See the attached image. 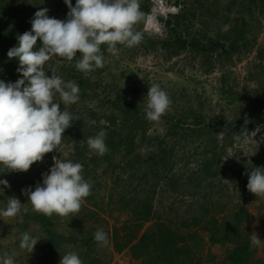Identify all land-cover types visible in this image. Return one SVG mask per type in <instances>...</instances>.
<instances>
[{
  "label": "rangeland",
  "instance_id": "1",
  "mask_svg": "<svg viewBox=\"0 0 264 264\" xmlns=\"http://www.w3.org/2000/svg\"><path fill=\"white\" fill-rule=\"evenodd\" d=\"M155 6L156 22L151 20ZM42 8L61 20L69 11L64 0H0V79L5 82L20 76L7 51ZM140 10L145 16L134 30L143 33L142 41L111 51L101 45L104 67L82 73L75 67L79 57L58 56L44 65L46 72L55 69L76 82L79 100L65 106L58 94L54 97L74 117L56 150L27 171L0 165V179L8 181L7 187L0 185V208L16 197L29 209L0 217V256L14 253L15 264H59L69 251L83 264H264V240L250 243L254 235L264 239V195L246 187L248 173L264 167V159H255L264 126L235 139L245 124L259 115L264 119V0H140ZM215 41L229 52L204 48ZM153 84L171 100L157 121L144 114ZM215 115L233 122L234 130L225 126L191 135L194 123ZM178 120L183 125H176ZM105 125L112 136L105 138L108 151L98 155L87 138L105 131ZM226 136L228 146L215 157L207 142ZM53 157L82 163L91 184L79 211L67 216L32 211L22 191L42 183ZM206 159L213 164L201 172ZM38 216L48 218L46 226ZM98 229L108 234L106 244L94 240ZM24 232L40 239L32 252L19 246Z\"/></svg>",
  "mask_w": 264,
  "mask_h": 264
},
{
  "label": "clouds",
  "instance_id": "2",
  "mask_svg": "<svg viewBox=\"0 0 264 264\" xmlns=\"http://www.w3.org/2000/svg\"><path fill=\"white\" fill-rule=\"evenodd\" d=\"M64 3L69 8L66 19L50 17L47 8L36 11L30 21L31 29L18 35V43L7 51L10 59H18L20 74L14 82L0 79V165L10 171H27L46 153L56 150L74 119L66 108L61 110L54 97L58 94L65 106L74 104L79 100V85L63 79L55 69L46 72V62L54 56L67 61L79 57L75 67L87 73L104 67L101 45L111 51L117 45L132 47L143 39V33L134 30L145 16L140 0H75L74 6L72 0ZM146 95L145 118L157 121L169 108L170 97L158 84L148 87ZM242 136V132L237 133L235 139L240 141ZM105 138L104 130L88 137L89 149L105 154ZM53 160L48 172L42 173V183L34 190L29 186L22 191L27 194L32 211L67 216L79 211L84 198L90 195L91 184L82 175V163L56 157ZM0 185L7 187L8 181L0 179ZM246 187L256 196L264 195V167H255L248 173ZM28 211L18 198L8 197L6 206L0 208V217H16ZM93 238L102 244L108 242V234L102 229ZM39 240L24 232L19 246L32 252ZM262 240L254 235L250 243L258 246ZM0 264H15L14 253H3ZM59 264L83 262L77 252L69 251L61 256Z\"/></svg>",
  "mask_w": 264,
  "mask_h": 264
},
{
  "label": "trees",
  "instance_id": "3",
  "mask_svg": "<svg viewBox=\"0 0 264 264\" xmlns=\"http://www.w3.org/2000/svg\"><path fill=\"white\" fill-rule=\"evenodd\" d=\"M178 42L180 44H186L187 43L186 40L183 41L182 39H180ZM235 42L236 41L233 38L232 43H231V46L234 45ZM189 44L191 46H193V47H195L197 45L200 46L199 43L196 44L195 42H192V43H189ZM204 48H207L209 50H214V49L217 50V49H221L222 47H221L220 42L215 41V42L210 43V45H208V46H206ZM221 50L224 53H228L229 52V50H227V49H221ZM0 61H1V59H0ZM14 62H15L14 65H16L18 63L16 58H15V61ZM79 115H80V113L78 111L74 114V116H76V117L79 116ZM262 115H264V110L262 112ZM220 117H221L220 115H215V117L213 119H211V120H202V121H200L198 123H194V125H192L191 128H189V131H191V135H193V134H201L203 132L208 134V132L210 130H212L214 133L215 132H219V131L223 130V127H225V126H228L229 127L228 128V130H229L228 132H231V130H234L233 122H231L230 124H227L226 120H221ZM257 118H259V119L256 120V121H252L251 123L249 122V123L245 124V126L243 128V130H244L243 134H248L250 129L256 128L257 126H262V127L264 126V119H261V116L260 115L257 116ZM127 122L128 121H125L123 124H121L120 125L121 126L120 129H124L125 126L127 125ZM182 122H183L182 120H178L177 123H176V125H179V126L180 125H183ZM104 128H106L105 133H106V136H107V139H108L110 136H112V133L109 132L111 130L109 129V126L108 125H105ZM236 128H238V127H235V129ZM227 134L230 135V133H227ZM228 138L229 137L226 136L223 139V141H220L218 138H215L214 139V137H211L210 138L211 140H209L207 142L206 148H208L212 152H215L216 153V156L215 157H217V154L219 156L220 153H217L216 151L219 148L226 149V147L228 146V143H229L228 140H230ZM256 150H257V155H255V157H256L255 159L261 162L264 159V141L262 142L261 145H259V147ZM207 157H208L207 155H204V158H207ZM239 159L240 160L238 162H240L241 165L242 164L249 165L245 161L241 162L243 159H241V158H239ZM256 160H255V162H256ZM213 161L214 162H217L218 161V163H220V158H214ZM211 164H213V163L209 162V160L206 159L204 163H201V165H200L201 166L200 167V171L202 172L206 168L208 169L211 166ZM196 174H198V171H194L192 173V175H196ZM38 217H39L41 223L46 226V224L48 223V220H47L48 218H43L42 216H38ZM54 224L55 223H52V222L50 223L51 226L54 225Z\"/></svg>",
  "mask_w": 264,
  "mask_h": 264
},
{
  "label": "bare ground",
  "instance_id": "4",
  "mask_svg": "<svg viewBox=\"0 0 264 264\" xmlns=\"http://www.w3.org/2000/svg\"><path fill=\"white\" fill-rule=\"evenodd\" d=\"M162 3L164 4L165 2H162ZM164 7H165V6H164ZM174 9H175V11H177L176 7H174ZM154 11H155V13H153V14L151 15V20H154V22H156V21H155V18H154V15L159 14L160 11H159L158 9L156 10V8H154ZM175 11H173V12H175ZM165 15H167V14H165ZM165 15H162V16H163L162 18H164Z\"/></svg>",
  "mask_w": 264,
  "mask_h": 264
},
{
  "label": "water",
  "instance_id": "5",
  "mask_svg": "<svg viewBox=\"0 0 264 264\" xmlns=\"http://www.w3.org/2000/svg\"><path fill=\"white\" fill-rule=\"evenodd\" d=\"M160 20H163V18H162V17H160Z\"/></svg>",
  "mask_w": 264,
  "mask_h": 264
}]
</instances>
